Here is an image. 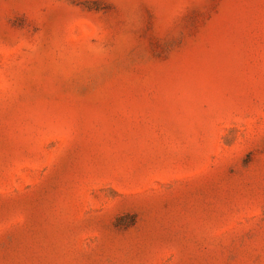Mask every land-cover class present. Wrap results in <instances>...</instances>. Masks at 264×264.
Segmentation results:
<instances>
[{
	"label": "rangeland",
	"instance_id": "374dc122",
	"mask_svg": "<svg viewBox=\"0 0 264 264\" xmlns=\"http://www.w3.org/2000/svg\"><path fill=\"white\" fill-rule=\"evenodd\" d=\"M0 264H264V0H0Z\"/></svg>",
	"mask_w": 264,
	"mask_h": 264
}]
</instances>
